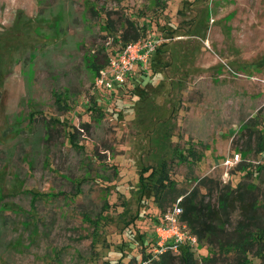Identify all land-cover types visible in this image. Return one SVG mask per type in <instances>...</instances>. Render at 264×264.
Returning <instances> with one entry per match:
<instances>
[{"label":"rangeland","instance_id":"obj_1","mask_svg":"<svg viewBox=\"0 0 264 264\" xmlns=\"http://www.w3.org/2000/svg\"><path fill=\"white\" fill-rule=\"evenodd\" d=\"M134 27L158 55L141 80L97 86ZM164 163L179 191L248 182L263 197L264 171L241 167L264 163V0H0V264L141 251L159 209L139 173Z\"/></svg>","mask_w":264,"mask_h":264},{"label":"trees","instance_id":"obj_2","mask_svg":"<svg viewBox=\"0 0 264 264\" xmlns=\"http://www.w3.org/2000/svg\"><path fill=\"white\" fill-rule=\"evenodd\" d=\"M159 31L163 29L159 28ZM142 37V31L134 27L133 33L126 30L117 39L126 44ZM159 50L160 47H156L150 62L153 56L158 55ZM68 137L73 142L74 127L68 128ZM260 142L262 143V140ZM188 154L195 158H202L201 154L198 155L193 148L189 149ZM161 170L162 174L159 173L161 175L154 179V182L147 186L142 184ZM161 170L146 167L139 173L143 192L153 197L155 206L159 209L157 213L150 216L153 228L161 222L164 212L168 209H165L167 198L171 199L173 195H177V198L181 195L184 209L182 219L191 232L198 237L199 243L195 245L186 243L177 255L167 252L153 259L155 238L153 235H144L143 230L137 227L142 250L138 251L135 246L132 252L123 254L118 262H110V264H143L144 262L147 264H199V250L204 246L208 247L210 253L212 251L211 257H203L208 264H215L219 256L224 257L223 261H226V264H264V194L263 197H259L256 193L257 188L255 190V186L251 187V183L248 184V182H239L236 187H233L228 184L222 185L218 183L219 181L211 185L209 183L214 182L205 179L200 180L199 186L191 192H182L176 187V180L171 176L167 164H162ZM241 171L245 172L244 177H250L252 174L264 171V163H259L252 171L241 167ZM175 201L176 199L172 201L173 204ZM138 218L139 215L132 219L134 225H138L136 223Z\"/></svg>","mask_w":264,"mask_h":264},{"label":"built area","instance_id":"obj_3","mask_svg":"<svg viewBox=\"0 0 264 264\" xmlns=\"http://www.w3.org/2000/svg\"><path fill=\"white\" fill-rule=\"evenodd\" d=\"M155 39L142 38L127 42L120 53L111 58L109 65L100 69L96 77L97 86L112 89L116 83H124L135 69L136 64H146L156 51ZM241 160V153L234 157L227 158L225 164L232 166ZM183 196L177 198L175 203L168 208L154 228L155 249L152 258H157L164 253H179L181 247L186 243L198 244V237L191 232L187 224L182 219ZM143 264H147L144 262Z\"/></svg>","mask_w":264,"mask_h":264},{"label":"crops","instance_id":"obj_4","mask_svg":"<svg viewBox=\"0 0 264 264\" xmlns=\"http://www.w3.org/2000/svg\"><path fill=\"white\" fill-rule=\"evenodd\" d=\"M149 66V64L148 63H146V64H141V63H138V64H136V66H135V69H136V71H135V73H134V75L131 77V78H129V80H131L132 82L135 80L136 82L138 81V80H141L142 78L139 76V74H141L140 73V70H145L147 67ZM115 86L116 87H121L122 88V84H120V83H116L115 84ZM114 86V87H115Z\"/></svg>","mask_w":264,"mask_h":264}]
</instances>
